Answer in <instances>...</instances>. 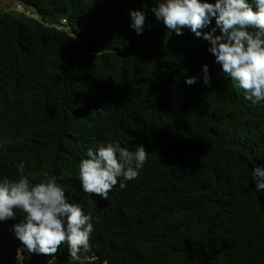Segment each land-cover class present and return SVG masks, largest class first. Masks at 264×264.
<instances>
[{
	"label": "trees",
	"instance_id": "16d2710c",
	"mask_svg": "<svg viewBox=\"0 0 264 264\" xmlns=\"http://www.w3.org/2000/svg\"><path fill=\"white\" fill-rule=\"evenodd\" d=\"M17 1L45 23L0 12V180L18 179L23 162L98 223L79 261L66 244L45 256L16 238L25 213L14 209L0 221V264H264V189L252 180L264 101L243 98L209 42L170 32L151 11L158 0ZM132 10L145 15L139 35ZM62 20L70 31L54 27ZM213 28L221 34L215 19L202 32ZM110 142L149 155L104 200L82 190L79 165Z\"/></svg>",
	"mask_w": 264,
	"mask_h": 264
},
{
	"label": "clouds",
	"instance_id": "9594fccd",
	"mask_svg": "<svg viewBox=\"0 0 264 264\" xmlns=\"http://www.w3.org/2000/svg\"><path fill=\"white\" fill-rule=\"evenodd\" d=\"M151 11L170 32L182 35V29L187 28L197 38L208 41V51L223 74L242 90L243 98L253 104L264 101V0H215L214 4L202 0H158ZM129 16L130 27L141 34L145 27L144 13L132 10ZM212 19L220 35L213 36L215 28L202 32ZM54 27L70 31L66 20ZM203 72L204 83L208 85L207 65L203 66ZM195 81L192 77L185 83L191 85ZM134 148L132 151L118 142H110L101 144L96 150L89 149L87 158L79 165L82 190L107 200L114 186L119 184L123 189L126 181L135 180L149 154L143 145ZM17 168L18 179L5 177L0 180V221L16 219L14 209L25 213L24 219L13 225L15 236L24 249L28 253L53 256L62 244H66L69 256L76 261L81 255L90 253V236L94 223H98L92 214H85L82 205L69 202L56 177L46 176L39 182L25 175L23 162ZM252 180L257 190L264 189V165L252 169ZM20 251L18 249V254Z\"/></svg>",
	"mask_w": 264,
	"mask_h": 264
},
{
	"label": "rangeland",
	"instance_id": "374dc122",
	"mask_svg": "<svg viewBox=\"0 0 264 264\" xmlns=\"http://www.w3.org/2000/svg\"><path fill=\"white\" fill-rule=\"evenodd\" d=\"M0 12H18L29 17H34L41 23H45L38 14H35L33 9L24 7L17 0H0ZM61 25L64 26L63 24Z\"/></svg>",
	"mask_w": 264,
	"mask_h": 264
}]
</instances>
